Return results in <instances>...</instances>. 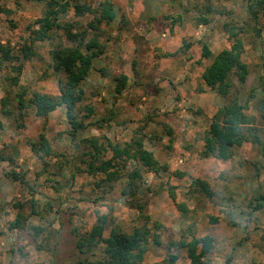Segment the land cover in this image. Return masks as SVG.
Wrapping results in <instances>:
<instances>
[{
    "label": "rangeland",
    "instance_id": "374dc122",
    "mask_svg": "<svg viewBox=\"0 0 264 264\" xmlns=\"http://www.w3.org/2000/svg\"><path fill=\"white\" fill-rule=\"evenodd\" d=\"M47 1L0 0L7 11L0 15V49L10 50L14 58L0 70V264H80L87 256L77 249L78 238L92 230L99 216L131 230L142 224L139 203L163 226V245H151L143 264H162L170 244L191 239L192 233L216 239L212 264H264V209L250 208L256 195L264 193V147L244 144L229 161L201 157L213 116L234 98L218 96L202 79L213 57L232 44L226 26L242 32L249 73L245 85L237 87L239 101L262 128L264 142L258 108L263 98L264 13L255 23L244 0H109L117 18L89 33L105 54L95 60L82 86L79 118L90 125L73 143L66 133V107L41 118L34 108L19 105L21 96L28 102L34 94H61L64 77L53 70L50 52L62 38L35 41L39 28L34 23L46 12ZM79 1L98 8L105 0ZM91 21V16L76 18L73 11L62 17V22L87 29ZM204 44L213 53L211 59L202 58ZM29 46L36 55L25 59L23 49ZM20 64L25 68L15 85ZM121 76L129 81L118 95ZM140 132L147 135L146 149L168 169L159 175L144 173L136 199L123 195L134 162L113 185L86 173L82 160L89 149L81 140L107 137L122 144ZM42 134L53 148L50 157L41 158L34 150ZM195 180L209 184L213 198L196 192ZM18 216L21 225L13 228ZM177 253L181 264H190L184 250Z\"/></svg>",
    "mask_w": 264,
    "mask_h": 264
},
{
    "label": "trees",
    "instance_id": "16d2710c",
    "mask_svg": "<svg viewBox=\"0 0 264 264\" xmlns=\"http://www.w3.org/2000/svg\"><path fill=\"white\" fill-rule=\"evenodd\" d=\"M244 1L249 4L248 11L251 19L257 23L261 13H264V0ZM46 5V12L34 23V26L39 28L34 32L38 35L35 41L62 38L61 45L50 52L53 70L64 77L59 81L61 94L58 97L34 94L28 102L21 96L19 105L22 110L28 107L34 108L37 116L41 118H45L58 108L66 107L70 125L66 133L68 138L76 143L80 140L79 136L90 125L79 118L78 108L84 99L82 86L90 76L95 60L105 54L104 46L95 37L89 38V33H97L102 25L113 23L117 14L109 0L100 3L98 8L79 0H48ZM71 11L74 12L76 18L92 17L88 29L83 26L78 27L74 22H62V17L68 16ZM5 12L7 11L0 8V15ZM204 22L207 24L208 20L204 19ZM226 30L232 42L229 48L222 50L215 57L207 44H204L202 48L203 59L213 57L212 62L202 74L205 86L222 98L234 95L233 100L220 108L213 116L210 128L203 139L202 159L229 161L234 157V150L247 143L264 147L262 128L256 126L254 118L246 112L247 107L239 101L237 87L245 85L249 73L248 67L243 63L245 43L240 38L242 32L236 26H226ZM64 41L68 44L65 45ZM0 52L3 61H0L1 70L2 63H10L14 58L12 59L8 49L2 48ZM23 52L25 59H31L36 55L31 46L25 47ZM174 55L167 54L171 57ZM24 68V64L15 68L16 77L13 78L15 85L19 84ZM128 81L127 76L117 79L116 94L124 93ZM259 89L263 98L259 101L258 108L264 121V77L260 80ZM253 97L255 96H250L249 101L254 99ZM88 111L90 115L94 112L91 108H88ZM146 139L147 135L140 132L131 142L122 144H116L107 137L81 140L89 149L88 153L84 154L86 160H82V164L87 167L86 173L93 177H102L99 183L113 185L123 178L127 164L134 162L136 168L128 175V184L123 195L136 199L138 190L144 181V173L159 175L168 169L162 166L154 154L146 149ZM34 150L41 158L53 155L51 143L44 134L41 135L38 145L34 146ZM12 177L15 181L19 180L16 174ZM193 187L196 192L210 199L214 196L211 187L204 181L195 180ZM181 208L186 209L184 206ZM250 208L254 212L264 209V193L256 195ZM137 209L142 218V224L133 226L131 230L116 224L114 218L99 216L92 230L78 238L77 249L82 255L87 256L80 264H143L151 245L162 246L160 232L163 226L153 221L144 212L145 208L142 204H137ZM21 219L22 217L18 216L16 224L12 227H20ZM210 221L216 224L218 218L211 217ZM192 230L190 228V233ZM108 231L110 232L107 236ZM193 234L190 236L191 239L172 242L168 247L169 254L162 264H181V257L177 253L179 250L186 252L190 264H212L210 255L215 249L216 239L212 235L197 237Z\"/></svg>",
    "mask_w": 264,
    "mask_h": 264
}]
</instances>
